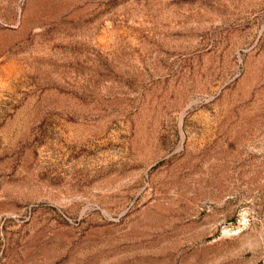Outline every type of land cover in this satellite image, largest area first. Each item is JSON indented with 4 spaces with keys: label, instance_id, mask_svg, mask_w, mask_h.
Wrapping results in <instances>:
<instances>
[{
    "label": "rangeland",
    "instance_id": "374dc122",
    "mask_svg": "<svg viewBox=\"0 0 264 264\" xmlns=\"http://www.w3.org/2000/svg\"><path fill=\"white\" fill-rule=\"evenodd\" d=\"M0 264H264V0H0Z\"/></svg>",
    "mask_w": 264,
    "mask_h": 264
}]
</instances>
